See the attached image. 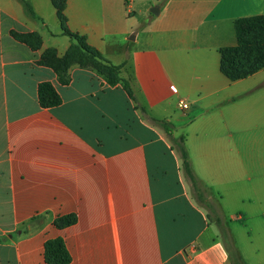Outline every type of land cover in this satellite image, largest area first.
I'll list each match as a JSON object with an SVG mask.
<instances>
[{
  "label": "crops",
  "instance_id": "obj_1",
  "mask_svg": "<svg viewBox=\"0 0 264 264\" xmlns=\"http://www.w3.org/2000/svg\"><path fill=\"white\" fill-rule=\"evenodd\" d=\"M27 1L37 18L0 0V264H47L56 238L68 264H231L218 218L240 263L264 264V68L230 81L218 52L264 0H64L66 30L118 68L131 96L89 60L66 84L38 64L74 41L51 0ZM12 32L37 33L41 48ZM41 83L59 105L40 107ZM180 136L201 200L173 149ZM67 215L73 224L53 225Z\"/></svg>",
  "mask_w": 264,
  "mask_h": 264
},
{
  "label": "trees",
  "instance_id": "obj_2",
  "mask_svg": "<svg viewBox=\"0 0 264 264\" xmlns=\"http://www.w3.org/2000/svg\"><path fill=\"white\" fill-rule=\"evenodd\" d=\"M19 2L23 7L24 13L29 18H37L27 0H19ZM51 2L56 10V15L60 26L63 29L64 35L68 36L70 40L74 41V44L70 46V50L72 48L78 51L77 54L70 58L68 55V50V52L63 56L58 57L59 59H57V66L49 64L47 65L51 67L57 74L58 82L60 84H66L69 80L67 68L70 64L77 63L81 66L88 65V63L83 62V60L86 59L87 62L88 60L91 62L93 67L97 68L102 62L98 51L86 44V39L84 36L73 34L66 30L65 17L63 15L64 0H51ZM234 31L236 35V44L234 46L222 47L218 50L220 54V71L230 81L244 79L264 68V15H256L235 20ZM31 34L36 35L37 40L40 42L38 34ZM12 35L14 39L21 42L19 39L21 36L15 35L14 33H12ZM101 68L104 71V74H110L112 77L115 75L110 80L111 83L120 82L126 94L131 96V90L128 83L125 80L117 77V67L103 64ZM262 85H264V83ZM37 97L39 105L42 108L54 107L61 103L60 96L49 83H41L38 85ZM152 121L161 127L167 134H170L172 129L168 122L154 119ZM174 147L180 157L184 176L188 179L192 188L199 192L198 198L201 200L203 188L192 172L188 155L184 146L183 136H180L176 141H174ZM205 203L206 205L208 204L207 202ZM209 207L211 208V204ZM209 218L212 220L211 215ZM74 222V215H67L56 218L53 221V225L58 229H62L73 224ZM214 223L220 230L222 239L226 243L227 247L229 238L227 236V230L224 222L218 218L214 220ZM228 250L231 264H241L238 255L233 250ZM44 259L47 264L69 263L70 258L68 252L60 238L48 240L44 243Z\"/></svg>",
  "mask_w": 264,
  "mask_h": 264
},
{
  "label": "rangeland",
  "instance_id": "obj_3",
  "mask_svg": "<svg viewBox=\"0 0 264 264\" xmlns=\"http://www.w3.org/2000/svg\"><path fill=\"white\" fill-rule=\"evenodd\" d=\"M12 33H14L15 35L21 36L19 38L21 40V42L17 41L14 38L13 39L15 41H17V42L25 45L26 47H28L30 49V51H34L35 53H37L36 51H38L41 48V39H40V42H39L37 40V36L36 35L31 34V33H27V34H21V33H17V32H12ZM12 33H11V35H12ZM32 33H35V32H32ZM12 37H13V35H12ZM68 50H69V52H68ZM68 50H67V52H68V55H69L70 58H72L73 55L77 54V52H78L77 50L72 49V48H71V50H70V48ZM35 57L37 58V61L36 62L38 64H41V65H48L49 64V65H53V66L56 65L57 66V63H58L57 62V59H59L58 56H57V54H56V50L55 49H52V50L45 49L42 52H40L39 54L37 53ZM83 62L84 63L85 62L88 63L86 59H84ZM76 64L77 63L70 64L69 67L67 68V73H68V70L72 66H74ZM102 66H103V64L101 63V65H99L97 67V69H98V71H100V72L103 73L104 71L101 68ZM173 149L176 150L175 147H173ZM227 248L230 249V250H232V248H231V246H230L229 243H227Z\"/></svg>",
  "mask_w": 264,
  "mask_h": 264
},
{
  "label": "water",
  "instance_id": "obj_4",
  "mask_svg": "<svg viewBox=\"0 0 264 264\" xmlns=\"http://www.w3.org/2000/svg\"><path fill=\"white\" fill-rule=\"evenodd\" d=\"M149 12L153 15H157L158 14V7H151L149 9Z\"/></svg>",
  "mask_w": 264,
  "mask_h": 264
},
{
  "label": "built area",
  "instance_id": "obj_5",
  "mask_svg": "<svg viewBox=\"0 0 264 264\" xmlns=\"http://www.w3.org/2000/svg\"><path fill=\"white\" fill-rule=\"evenodd\" d=\"M178 105L182 108V109H185L187 108V104L183 101H179Z\"/></svg>",
  "mask_w": 264,
  "mask_h": 264
}]
</instances>
